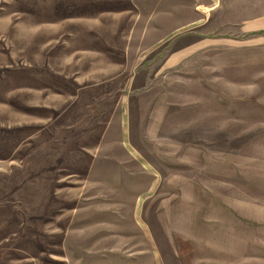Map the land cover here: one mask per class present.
<instances>
[{
  "label": "rangeland",
  "instance_id": "1",
  "mask_svg": "<svg viewBox=\"0 0 264 264\" xmlns=\"http://www.w3.org/2000/svg\"><path fill=\"white\" fill-rule=\"evenodd\" d=\"M258 18L0 0V264H264Z\"/></svg>",
  "mask_w": 264,
  "mask_h": 264
},
{
  "label": "crops",
  "instance_id": "2",
  "mask_svg": "<svg viewBox=\"0 0 264 264\" xmlns=\"http://www.w3.org/2000/svg\"><path fill=\"white\" fill-rule=\"evenodd\" d=\"M248 31L259 33V34L262 31H264V18H258V19H255V20H252L251 22H249ZM163 216H165V215H163ZM230 217L232 219L233 215H230Z\"/></svg>",
  "mask_w": 264,
  "mask_h": 264
}]
</instances>
